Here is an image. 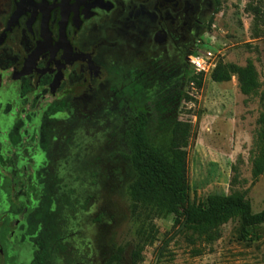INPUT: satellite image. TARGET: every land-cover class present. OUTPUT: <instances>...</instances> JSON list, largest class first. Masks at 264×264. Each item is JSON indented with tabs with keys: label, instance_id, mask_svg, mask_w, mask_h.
Here are the masks:
<instances>
[{
	"label": "rangeland",
	"instance_id": "obj_1",
	"mask_svg": "<svg viewBox=\"0 0 264 264\" xmlns=\"http://www.w3.org/2000/svg\"><path fill=\"white\" fill-rule=\"evenodd\" d=\"M202 20L190 55L209 50L216 64L250 61L260 81L257 92L242 93L235 74L228 81H212V70L202 73L198 85L188 83L186 76L195 75L190 63L182 84L177 78L165 84L148 79L143 90L122 99L115 115L101 110L96 123L82 125L76 146L67 150L66 165L55 173L68 196L49 220L38 214L23 221L25 231L14 235L17 246H2V259L4 252L11 253L17 258L12 264H31L39 241L46 246L47 264H264V223L243 237L235 215L198 232L184 223L173 197H167L172 206H136L128 193L135 170L126 157L127 132L137 110L144 109L150 120L163 117L185 125L189 203L240 193L253 213L264 210V172L252 176L257 120L264 111L259 101L264 0H215ZM152 133L154 143L169 151L170 129L157 125Z\"/></svg>",
	"mask_w": 264,
	"mask_h": 264
},
{
	"label": "flooded vegetation",
	"instance_id": "obj_2",
	"mask_svg": "<svg viewBox=\"0 0 264 264\" xmlns=\"http://www.w3.org/2000/svg\"><path fill=\"white\" fill-rule=\"evenodd\" d=\"M214 1L0 0V254L68 196L55 173L83 124L115 115L148 79L183 83Z\"/></svg>",
	"mask_w": 264,
	"mask_h": 264
},
{
	"label": "trees",
	"instance_id": "obj_3",
	"mask_svg": "<svg viewBox=\"0 0 264 264\" xmlns=\"http://www.w3.org/2000/svg\"><path fill=\"white\" fill-rule=\"evenodd\" d=\"M235 74L239 89L248 94L257 92L260 81L253 64L248 61L243 66L232 63L215 64L210 78L215 82L228 81ZM202 73L186 76L188 83L199 84ZM127 89H125L126 91ZM129 91V90H128ZM259 101L264 106V92L259 93ZM259 130L256 144L257 153L252 159V176L258 177L264 172V111L257 120ZM167 128L171 131L169 151H164L154 143V126ZM177 119L158 118L150 120L144 109L137 110V121L127 132L126 157L130 160L135 176L128 185V193L136 206L154 204L156 206H172L167 197H173L180 205L184 223L198 232L215 228L219 223L237 215L240 220L241 236L249 234V229L264 223V210L253 213L248 201L240 193L227 195L211 194L204 202L194 204L185 199V127ZM182 130V136L178 129ZM170 194V195H169ZM1 221V220H0ZM9 218L0 223V237L7 235ZM31 264H47L48 252L42 242H38Z\"/></svg>",
	"mask_w": 264,
	"mask_h": 264
},
{
	"label": "built area",
	"instance_id": "obj_4",
	"mask_svg": "<svg viewBox=\"0 0 264 264\" xmlns=\"http://www.w3.org/2000/svg\"><path fill=\"white\" fill-rule=\"evenodd\" d=\"M189 63L193 68L195 75L211 71L216 64L213 58V54L209 50L190 55ZM190 83L192 84V82Z\"/></svg>",
	"mask_w": 264,
	"mask_h": 264
}]
</instances>
